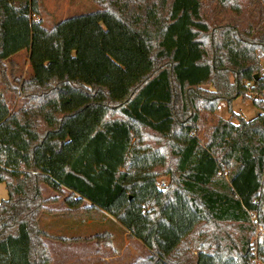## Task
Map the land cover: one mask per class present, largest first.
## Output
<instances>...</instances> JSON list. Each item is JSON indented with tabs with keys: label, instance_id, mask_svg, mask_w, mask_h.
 <instances>
[{
	"label": "trees",
	"instance_id": "16d2710c",
	"mask_svg": "<svg viewBox=\"0 0 264 264\" xmlns=\"http://www.w3.org/2000/svg\"><path fill=\"white\" fill-rule=\"evenodd\" d=\"M94 1L103 7L47 27L40 0H0V80L23 50L32 71L7 87L24 101L17 110L0 87V264H53L48 237L113 249L108 233L40 226L45 212L101 211L149 251L143 264H197L192 244L255 264V215L264 264V100L248 121L219 118L205 141L195 133L202 110L264 95V20L246 18L249 0ZM208 7L225 12L218 23ZM63 198L67 208L47 207Z\"/></svg>",
	"mask_w": 264,
	"mask_h": 264
},
{
	"label": "rangeland",
	"instance_id": "374dc122",
	"mask_svg": "<svg viewBox=\"0 0 264 264\" xmlns=\"http://www.w3.org/2000/svg\"><path fill=\"white\" fill-rule=\"evenodd\" d=\"M103 4L96 2L94 0H40V15L38 19H41L43 24L47 27H52L56 23L64 20L65 18L91 13L102 8ZM249 7L246 11L247 19H255L256 17L264 20V0H249ZM207 17L211 19L212 23H218V17H221L225 14L214 12L211 7L206 9ZM239 19H243V16H240ZM264 24V23H263ZM264 63V60H262ZM12 64V65H11ZM1 71V70H0ZM13 71V75L11 74ZM32 74L30 63H29V53L27 50H23L12 57V62H7V80L8 82H3L0 80V87L4 90L8 106L11 111L17 110L24 103L23 99L20 98L17 93L13 90H8L7 87L15 86V77H30ZM233 77H231V81ZM252 83L248 82L247 86L252 87ZM204 89H214L213 84H207L204 86ZM257 99L259 101L264 100V95L258 92H252L251 98L247 99L243 96L233 99L232 102H229L226 99L220 101L218 109L215 112H208L202 110L201 117L199 121V127L195 130V133L200 136V138L205 141L209 134L211 133L213 127L219 118H224L230 120L231 122L239 123L240 120L248 121L257 115H259L262 110L260 107L253 103V100ZM149 140H152L150 135ZM171 181V175L160 176L158 178V184L160 188H165ZM16 183V180H13ZM45 185L43 188V194L45 197H50L51 195H56V192L50 191ZM70 194L69 190H66V196ZM8 198V190L6 184L0 180V202ZM84 205H90V202L85 201ZM50 209H64L67 206L65 199L63 198L61 202L50 203L47 205ZM84 219L81 221L79 214L71 213H43L40 218V226L43 230L48 232L50 235L65 236V237H91L97 233H102L105 230H112L115 235L113 240V249H116V252L112 248H107L105 245L101 244L97 246L96 241H82L80 244L71 243V248H69L68 254H77L84 255L88 252H96L98 247L100 249H106L108 255L107 258L99 259L95 257L94 259H79L81 256L74 257L75 259H61L62 252H65L64 249L58 248L59 255L58 258L54 259L55 264H143L148 263L150 257L149 251L144 247V245L138 241V239H131L124 226L120 225L112 216L108 213L101 211L92 213L89 216L84 215ZM72 225L82 226L85 229L80 227H72ZM258 226V225H257ZM87 229V231H86ZM127 233V234H126ZM257 234V232H256ZM255 234L253 237L254 241L259 242L258 236ZM48 245L50 250L53 252L55 245H65L60 241H55L52 238H47ZM58 247V246H56ZM258 247V246H257ZM68 251V250H67ZM51 252V253H52ZM91 254V253H90ZM92 255V254H91ZM113 255V256H112ZM112 256V257H111ZM189 259L197 261V264H222L223 260L215 258L208 253L200 252L197 247L192 244L189 248L188 253ZM255 264H262L258 259L257 249L255 251ZM92 257V256H91ZM142 259V263H136V260ZM153 264H166L164 262H154Z\"/></svg>",
	"mask_w": 264,
	"mask_h": 264
},
{
	"label": "crops",
	"instance_id": "0c3cea01",
	"mask_svg": "<svg viewBox=\"0 0 264 264\" xmlns=\"http://www.w3.org/2000/svg\"><path fill=\"white\" fill-rule=\"evenodd\" d=\"M235 123V122H234ZM44 186L45 185H42V188H44ZM48 189H51V188H49L48 187ZM50 191H52V192H55L53 189H51ZM56 195H57V192H56ZM56 195H51L50 197H53V196H56ZM48 198V197H47ZM65 199V198H64ZM61 202V201H60ZM56 204V203H55ZM83 206H88V205H84L83 204ZM67 208V207H66ZM65 209V208H64ZM59 210H61V209H59ZM58 213H66V212H57L56 214H58ZM54 214V213H53ZM71 214H79L80 215V219H81V221L85 218L84 217V215L85 216H89L90 214H88L87 212H85V213H71ZM72 227H80V228H82V229H85V228H83L82 226H78V225H72ZM86 231H87V229H86ZM102 233H108V234H110V235H112V244H113V240L116 238L115 237V235H114V232L112 231V230H105L104 232H102ZM102 233H97V234H102ZM128 233V232H127ZM126 233V234H127ZM49 238V237H48ZM56 241V240H55ZM139 241V240H138ZM45 242H46V244L48 245V240H47V238H45ZM61 242V241H60ZM141 242V241H140ZM63 243V242H62ZM80 243H82V241H79V242H76L75 244H73V245H76V244H80ZM89 243V242H88ZM96 243H97V246H100L101 244H98V242L96 241ZM64 244H66V243H64ZM71 243H69V244H66V246L65 245H55V247H54V250H53V252H52V256H53V259H56V258H58V255H59V251H58V248H61V249H64V251L65 252H62V254L61 255H59V256H61V259H66V261H70V259H75L74 257H76V259L78 258V256H81L79 259H94L95 257H98L99 259H102V258H107L108 259V255L109 254H107V250L106 249H100L99 247H98V249H97V251L96 252H94V253H97V254H95V257H94V253L93 252H88V253H85L84 255H77V254H72V255H70V254H68V252H69V248H71ZM103 245H105V244H103ZM49 246V245H48ZM56 246H58V247H56ZM106 247V246H105ZM107 248H109V247H107ZM68 250V251H67ZM92 255H91V254ZM92 256V257H91ZM113 256V255H112ZM111 256V257H112ZM58 259H60V257L58 258ZM53 264H55V262H53ZM58 264V263H57ZM59 264H61V261L59 262ZM62 264H63V262H62ZM64 264H65V262H64Z\"/></svg>",
	"mask_w": 264,
	"mask_h": 264
},
{
	"label": "built area",
	"instance_id": "2783aa9c",
	"mask_svg": "<svg viewBox=\"0 0 264 264\" xmlns=\"http://www.w3.org/2000/svg\"><path fill=\"white\" fill-rule=\"evenodd\" d=\"M31 173H34V174H36V173H38L37 171H31ZM255 215H253V220H254V225H255V227L257 228V236L262 232V229L259 227V226H257L258 224H257V222L255 221ZM257 241H254V243H253V246L255 247V251H256V249H257Z\"/></svg>",
	"mask_w": 264,
	"mask_h": 264
}]
</instances>
